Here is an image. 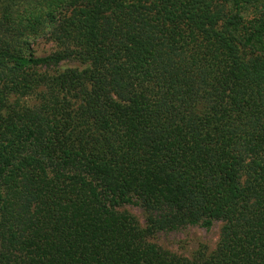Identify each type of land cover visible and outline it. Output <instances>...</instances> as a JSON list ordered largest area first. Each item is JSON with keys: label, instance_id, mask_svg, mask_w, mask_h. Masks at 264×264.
Returning <instances> with one entry per match:
<instances>
[{"label": "trees", "instance_id": "16d2710c", "mask_svg": "<svg viewBox=\"0 0 264 264\" xmlns=\"http://www.w3.org/2000/svg\"><path fill=\"white\" fill-rule=\"evenodd\" d=\"M0 264H264V0H0Z\"/></svg>", "mask_w": 264, "mask_h": 264}, {"label": "rangeland", "instance_id": "374dc122", "mask_svg": "<svg viewBox=\"0 0 264 264\" xmlns=\"http://www.w3.org/2000/svg\"><path fill=\"white\" fill-rule=\"evenodd\" d=\"M54 50V46L50 42L42 39H35L32 44V51L37 57L46 56ZM37 103L36 95L22 98L19 101L20 106L28 109V117L32 116ZM116 210L132 215L142 229L149 231L147 241L151 246L177 257L189 259L201 247H206L207 250L213 251L219 242L221 224L218 222L214 223L209 229L199 226H188L172 232L152 231L151 223L153 217L143 208L130 204H120L116 207Z\"/></svg>", "mask_w": 264, "mask_h": 264}]
</instances>
